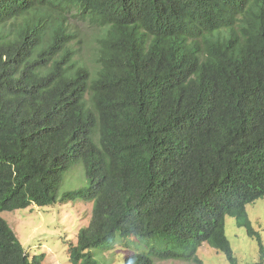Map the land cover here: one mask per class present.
<instances>
[{"label":"trees","instance_id":"16d2710c","mask_svg":"<svg viewBox=\"0 0 264 264\" xmlns=\"http://www.w3.org/2000/svg\"><path fill=\"white\" fill-rule=\"evenodd\" d=\"M71 18L98 30L93 63ZM93 202L70 264L116 235L154 237L127 264L210 244L241 264L226 217L259 244L264 196V0H0V264H43L1 212L57 202L66 171Z\"/></svg>","mask_w":264,"mask_h":264},{"label":"rangeland","instance_id":"374dc122","mask_svg":"<svg viewBox=\"0 0 264 264\" xmlns=\"http://www.w3.org/2000/svg\"><path fill=\"white\" fill-rule=\"evenodd\" d=\"M77 32L75 43L84 58L93 63L98 30L88 22L71 18ZM88 185L83 163L73 164L66 171L56 203L46 206L32 204L27 208L1 212L30 255H39L43 264H70L67 241L77 242L79 230L88 225L93 202L87 199L62 201L65 191ZM247 211L254 228L264 242V196L247 204ZM226 234L241 264L260 260L259 244L248 235L244 227L237 225L235 217H226ZM154 237L116 235L114 242L104 250L92 249L99 264H127L126 258L133 251L151 252ZM201 263L184 259L155 260V264H230L224 253L204 243L197 253Z\"/></svg>","mask_w":264,"mask_h":264}]
</instances>
